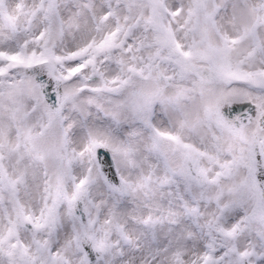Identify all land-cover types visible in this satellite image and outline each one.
Wrapping results in <instances>:
<instances>
[{
    "label": "snow or ice",
    "instance_id": "obj_1",
    "mask_svg": "<svg viewBox=\"0 0 264 264\" xmlns=\"http://www.w3.org/2000/svg\"><path fill=\"white\" fill-rule=\"evenodd\" d=\"M0 264H264V0H0Z\"/></svg>",
    "mask_w": 264,
    "mask_h": 264
}]
</instances>
